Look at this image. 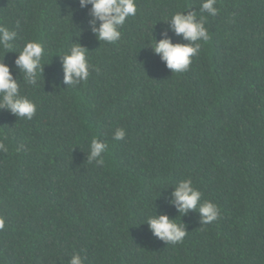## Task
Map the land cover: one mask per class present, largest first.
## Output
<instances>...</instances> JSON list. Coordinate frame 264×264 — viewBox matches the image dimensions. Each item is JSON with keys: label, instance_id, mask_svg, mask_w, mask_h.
<instances>
[{"label": "trees", "instance_id": "16d2710c", "mask_svg": "<svg viewBox=\"0 0 264 264\" xmlns=\"http://www.w3.org/2000/svg\"><path fill=\"white\" fill-rule=\"evenodd\" d=\"M135 4L108 43L91 30V4L0 0V25L18 33L0 59L37 106L31 120L0 109V264H68L74 253L84 264H264V0L200 13L211 39L179 73L150 40L186 42L170 17L200 0ZM29 40L44 47L38 87L15 65ZM73 43L90 75L67 87L60 54ZM93 136L108 145L102 165L87 160ZM187 178L219 206L216 221L170 202ZM160 214L184 223L182 242L144 222Z\"/></svg>", "mask_w": 264, "mask_h": 264}, {"label": "clouds", "instance_id": "9594fccd", "mask_svg": "<svg viewBox=\"0 0 264 264\" xmlns=\"http://www.w3.org/2000/svg\"><path fill=\"white\" fill-rule=\"evenodd\" d=\"M81 7L91 4L90 21L91 30L100 41L113 43L121 38L119 30L126 19L136 14L135 0H79ZM216 0H200L199 12L177 11L170 17V26L177 36L182 35L186 42H172L171 38L163 34V38L150 40V45L155 54H159L161 60L174 73L187 71L192 58L198 55L202 43H206L211 36L205 26V18L200 13L206 12L210 16H216L219 9L215 7ZM189 8H186V10ZM99 21V24H97ZM164 21H169L165 18ZM15 30H9L0 25V46L5 49L12 48V41L17 38ZM87 49L79 43H73L61 55L64 72V84L76 86L81 81H86L90 75V64L87 59ZM44 47L37 40H29L15 60V65L23 74V81L32 87L39 86V80L43 76L42 58ZM0 109H7L18 118L31 120L36 113L37 106L28 96L21 94L20 85L13 77L9 65L0 59ZM126 135L123 128H116L113 133V140L119 141ZM0 151L7 152L8 148L0 140ZM108 152L106 142L93 136L89 143L88 162L95 161L97 165L104 163V154ZM173 203L180 215L186 214L189 210L199 212L200 224L208 225L216 221L220 216L219 206L210 201H202V193L194 187L190 178L183 179L176 183L172 192ZM146 222L153 234L166 241L167 244H176L183 241L187 234L184 223H178L176 218H170L167 214L151 215ZM5 226L4 220L0 218V229ZM68 264H84L79 253H74Z\"/></svg>", "mask_w": 264, "mask_h": 264}]
</instances>
